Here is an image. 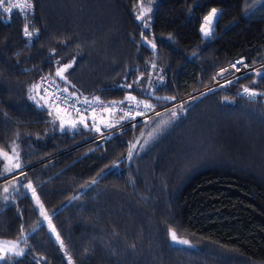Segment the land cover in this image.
<instances>
[{
	"label": "trees",
	"instance_id": "1",
	"mask_svg": "<svg viewBox=\"0 0 264 264\" xmlns=\"http://www.w3.org/2000/svg\"><path fill=\"white\" fill-rule=\"evenodd\" d=\"M33 2L30 19L14 14L4 22L0 15V151L11 155L15 141L22 165L0 177V197H15L0 199V237L28 232L20 264H69L67 257L71 264H264V96L239 94L244 87L264 93V79L248 74L254 70L237 76L238 83H228L235 77L184 98L234 59L249 65L264 59V0ZM149 7L145 28L137 17ZM212 8L218 16L204 39L199 29ZM25 23L39 30L31 44ZM68 63L66 83L55 70ZM42 73L81 99L153 109L171 102L157 97L181 100L91 140L94 121L127 119L104 111L68 115L77 120L63 125L45 96L48 110L28 99ZM17 179L36 189L63 250L41 223L30 190L10 187ZM170 230L189 243L171 242Z\"/></svg>",
	"mask_w": 264,
	"mask_h": 264
},
{
	"label": "snow or ice",
	"instance_id": "2",
	"mask_svg": "<svg viewBox=\"0 0 264 264\" xmlns=\"http://www.w3.org/2000/svg\"><path fill=\"white\" fill-rule=\"evenodd\" d=\"M7 2V0H0V10L9 13L12 11V8H3V5ZM14 8L18 9L22 14L23 17L26 19L27 15L32 13V10L34 8V4L32 3H27L25 2L24 7H21L19 3L14 4L13 5ZM152 11V9L149 7L147 8L145 11L141 12L137 19L141 20L143 22V27L148 28L149 24L148 21L145 19L146 15L148 13H150ZM218 12L219 10L216 8H212L210 10V12L208 13L207 16H204L203 19V23L199 29L202 38L204 39H208L211 37L212 35V25H213V21L217 18L218 16ZM22 34L24 37L27 38L28 42L31 44L33 41V37H39V30H35V31H30L29 30V25L27 23L24 24L23 28H22ZM143 41L145 44H147L150 48L155 49L156 45L148 40L147 37H142ZM169 39H171V37H169ZM62 43H64V41H61ZM55 54V49L51 50L50 55H54ZM53 63H59L58 61H53ZM74 63V61H73ZM73 63H68V64H64L63 66L57 67L55 70V76L58 79L64 80L66 83V77L64 76V72L73 67ZM236 64H239L242 68L247 69L248 66L246 64H244L243 60L237 61L235 62L232 67L236 70V71H240V68H236ZM153 68H155V65H152ZM223 71L226 70H222L221 73H219L218 75H223ZM249 75H257L258 77H260L261 79H264V72H261L259 69H256L253 73H248ZM243 78V76L241 77H237L235 81H229V84H234V83H238L239 79ZM163 82V77L161 76L157 83H162ZM51 84V86L53 87V100L54 102H56L57 104H61V103H67V97L64 96V93L67 92V89H63V90H59L58 89V85L55 84L54 80L50 81L49 77H41V82L37 83V84H33L29 90H28V99L38 108H43L45 110L49 109V104L46 100H44V96L45 95H49L48 92V85ZM253 84H256V81H253ZM43 86V95H41V88ZM127 87L131 88L132 85L129 84L127 85ZM223 87V86H221ZM209 91H214L213 89H210ZM35 93V94H34ZM241 96H246L248 99L250 100H254L256 97L258 96H264V93H260V92H256V91H252L250 90L248 87H244L242 89V91L239 93ZM203 95V94H202ZM95 99H99V98H95ZM127 100H134V97H127ZM158 100H169V101H174L175 97H157ZM43 101V102H42ZM225 102L226 103H231V101H228L227 98H225ZM84 103H88L87 98H85ZM123 103V102H121ZM141 104H143V107L145 110L151 111L154 106L153 105H148L146 103L140 102ZM183 106L181 105V112H183ZM140 115H143V113H140ZM156 115H159L158 113ZM176 113L172 112L171 116L173 117V119L176 117ZM123 119V117H122ZM172 121H163V125L164 127L168 126ZM85 127H87V124H84ZM107 127H113V125L109 124L107 125ZM97 131H99V129H96ZM158 130L159 131H163L164 128L158 126ZM154 134H150V136H153ZM147 143V141L145 142ZM8 147L11 150V155H9V152L7 151H0V177H6L9 174L15 173L18 169H21L22 165L19 163V152L17 150V147L15 145V141L11 142ZM135 148V145H132V148L129 150L128 153V159H131L132 157V149ZM116 165H113V167H115ZM96 183V180L91 181V184L94 185ZM17 185L19 187H24L26 189H29L31 192V196L35 201V206H36V210L38 212V214L41 216L42 220L41 223L44 221H47L48 225L50 226V231L52 233H55V239L58 242V244L60 245V249L63 250V241L60 239L59 237V233L56 232V229L53 225H51V217H49L44 209L43 203L40 200V197L37 195L36 193V189L33 187V185L31 183H28L27 185H23L20 184L19 179L15 180V182H11L10 181V187L16 188ZM18 190V189H17ZM2 191L4 193H8L9 192V187H3ZM0 199H2V201L7 204L10 200H14L15 197L12 196H8V195H4L3 197H0ZM73 199H75V197H73ZM39 226V225H37ZM36 229L33 228V231H35ZM22 231V229H21ZM22 235L24 240H27V235L23 234L22 231ZM170 240L173 243H178V244H188L189 242L187 240H179L176 236V233L174 231L170 230ZM19 241H0V262H3V264H20L21 259L24 258L26 256V250L24 248H19L18 247ZM46 259V258H45ZM67 260L69 261V264H71V257H67Z\"/></svg>",
	"mask_w": 264,
	"mask_h": 264
},
{
	"label": "built area",
	"instance_id": "3",
	"mask_svg": "<svg viewBox=\"0 0 264 264\" xmlns=\"http://www.w3.org/2000/svg\"><path fill=\"white\" fill-rule=\"evenodd\" d=\"M25 2L34 4L33 0H7V2L3 5V8H12V11L9 13H6V12L0 10V15L2 16L3 21L4 22L10 21L11 17L14 14H18V15L23 16V14L18 9L14 8L13 5L19 3L21 7H24ZM33 13H34V8L32 10V13L27 15L26 19H30V17L33 15ZM29 30L34 31L30 28H29ZM25 44H29L26 37H25ZM237 61H240V60L234 59L231 62H229L226 66L220 68L215 74L210 75L211 82L209 85H207V86H205L199 90L194 91L192 94H189L188 96H186L184 98H187L193 94H197V93L204 91L206 89L221 88V86L225 82H227V81H229V80H231L237 76H240V75H243L245 73L254 71L257 68L264 66V59H263L262 61L257 62V63L252 64V65L246 64L248 66L247 69H244L239 64H236V68H240V71H236L232 67V65ZM222 70H226V71H223L222 76L218 75L219 73L222 72ZM41 77H49L50 81L51 80L55 81V84L58 85L59 90L64 89L52 76H50L48 74H43V73L40 74L38 76V79H37L38 83L41 82ZM41 91L43 94V86L41 88ZM48 92H49V95H45V98L51 104L59 107L67 115H74V116H78V117L98 116L99 114H101L104 111H110L113 113L120 114L127 119L124 123L111 124V125H113V127H107V125H109V124L102 125V124L94 121L92 123V128L95 131V135L91 140L108 139V138L112 137L114 133L118 132L123 126H125L127 124L142 121V120L148 118L149 116H151L152 114H154L156 111L160 110L161 108L168 106V105H171V104L181 100V99H179L176 101H171L161 108L152 109L151 111H148V110H145L143 107V104H141L138 101H129V102L121 103V101L117 100V99L103 101L100 99L97 100L95 98H87L88 103H84L85 99H81L76 93H73L70 91H67L64 93V96L67 97V103L57 104L56 102H54V100L52 98L53 87L51 86V84L48 85ZM256 99H257V97L254 100H256ZM140 113H143V115H140ZM97 128L99 129V131L96 130Z\"/></svg>",
	"mask_w": 264,
	"mask_h": 264
},
{
	"label": "rangeland",
	"instance_id": "4",
	"mask_svg": "<svg viewBox=\"0 0 264 264\" xmlns=\"http://www.w3.org/2000/svg\"><path fill=\"white\" fill-rule=\"evenodd\" d=\"M145 10L146 9L142 10V12L145 11ZM147 17H148V14L146 15L145 19H147ZM56 109L58 110V112L60 114H62L61 117H62V124L63 125H68V126H73L74 125V121L77 120L76 118L74 119V118L69 117L68 115L63 114V112L61 111V109L59 107H57V106H56ZM25 234L27 235L28 232H26ZM0 241H19L18 247L19 248H24L26 250V245L24 243L23 235H21V236H19L17 238H14V239L0 237Z\"/></svg>",
	"mask_w": 264,
	"mask_h": 264
},
{
	"label": "water",
	"instance_id": "5",
	"mask_svg": "<svg viewBox=\"0 0 264 264\" xmlns=\"http://www.w3.org/2000/svg\"><path fill=\"white\" fill-rule=\"evenodd\" d=\"M142 45L147 49H149L150 51H154V49L150 48L147 44H145L143 40H142Z\"/></svg>",
	"mask_w": 264,
	"mask_h": 264
},
{
	"label": "crops",
	"instance_id": "6",
	"mask_svg": "<svg viewBox=\"0 0 264 264\" xmlns=\"http://www.w3.org/2000/svg\"><path fill=\"white\" fill-rule=\"evenodd\" d=\"M107 118V117H106ZM103 119V122L105 123V124H108V121L107 120H109V119H105V117H103L102 118ZM105 119V120H104Z\"/></svg>",
	"mask_w": 264,
	"mask_h": 264
}]
</instances>
